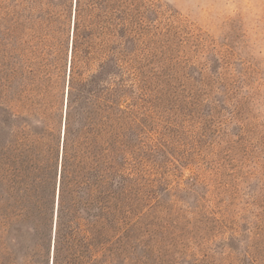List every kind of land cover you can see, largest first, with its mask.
Instances as JSON below:
<instances>
[{"label":"rangeland","instance_id":"rangeland-1","mask_svg":"<svg viewBox=\"0 0 264 264\" xmlns=\"http://www.w3.org/2000/svg\"><path fill=\"white\" fill-rule=\"evenodd\" d=\"M49 1L0 0V122L20 126L28 117L31 73H56L47 94L54 107L44 104V93L33 116L53 144L45 204L56 211L77 0L56 8ZM142 6L140 72L131 83L144 88L143 137L132 165L128 227L114 251L126 250L127 264H264V0ZM52 12L62 16L65 33L55 54ZM22 80L29 91L19 97ZM39 88L45 92L44 83ZM86 108L74 125L80 132ZM17 182L0 180V264H53L56 214L30 212ZM33 215L42 226L36 238L27 222Z\"/></svg>","mask_w":264,"mask_h":264},{"label":"trees","instance_id":"trees-1","mask_svg":"<svg viewBox=\"0 0 264 264\" xmlns=\"http://www.w3.org/2000/svg\"><path fill=\"white\" fill-rule=\"evenodd\" d=\"M62 3L63 0L49 1L52 8L63 7ZM142 3L143 0L76 2L57 225L55 231L50 230L53 264H127L126 250L115 253L114 248L122 242L128 227L132 185L137 176L132 165L138 156L136 142L143 137L138 103L144 88L131 83L140 72ZM63 24L62 16L49 14L52 54L61 46L57 39L65 36ZM64 49L62 46L61 51H67ZM54 77L53 71L31 73L32 83L27 86L34 95L25 98L30 104L28 117L21 119L20 126L8 120L0 122V180L5 186L20 180L29 195V211L37 214L43 210L56 214L45 204L50 197L49 180L53 181V173H48L52 170L53 144L41 132L44 123L33 117L38 97L44 93V104L54 107L47 95ZM42 83L45 92L39 88ZM25 86L22 80L19 97L29 91ZM84 107H89V112L86 108L80 132L74 125L82 119L79 115ZM50 125L46 124L44 130H49ZM27 222L36 238L42 227L40 216H30ZM13 226L15 239L19 240V230ZM41 245L36 242L35 250Z\"/></svg>","mask_w":264,"mask_h":264},{"label":"water","instance_id":"water-1","mask_svg":"<svg viewBox=\"0 0 264 264\" xmlns=\"http://www.w3.org/2000/svg\"><path fill=\"white\" fill-rule=\"evenodd\" d=\"M69 86V83H68ZM68 92H66V101H65V109H64V126H63V137H62V144H64V137H65V125H66V116H67V100H68ZM62 160H63V146H62V154L60 155V167L58 172V189H57V196H56V215H55V228L57 225V208L59 204V190H60V181H61V168H62ZM54 248V246H53Z\"/></svg>","mask_w":264,"mask_h":264}]
</instances>
